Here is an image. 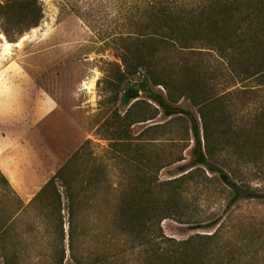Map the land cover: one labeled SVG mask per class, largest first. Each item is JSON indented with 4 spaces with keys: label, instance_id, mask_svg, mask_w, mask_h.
Wrapping results in <instances>:
<instances>
[{
    "label": "rangeland",
    "instance_id": "rangeland-1",
    "mask_svg": "<svg viewBox=\"0 0 264 264\" xmlns=\"http://www.w3.org/2000/svg\"><path fill=\"white\" fill-rule=\"evenodd\" d=\"M182 1L37 0L43 16L39 25L17 36L14 43L0 41V151L6 163L0 169V245L8 255L18 256V264H60L61 254V264H101L103 253L106 264H133L134 257L122 254L119 242L106 239L107 219L118 196L116 188L127 181L137 183L134 178L144 167L155 185L187 177L199 168L182 185L179 217L160 224L166 237L183 241L196 234H213L219 246L239 253L233 264H264V159L248 160L256 150L252 146L243 155V136L259 133L256 122L264 90L258 91L253 82L230 79L213 54L188 58L205 74L199 95L205 92L216 98L214 116L223 119L218 140L225 145L218 146L214 139V155L208 160L239 186L256 192L257 198H243L229 206L230 189L192 162L193 137L186 132V116L163 117L153 103L149 102L157 111L154 119L131 127L132 138L139 136L147 146L145 166L135 160L120 162L109 148L106 121H112L114 110L124 113L107 85L120 64L111 40L123 32L122 24L141 20L150 6ZM187 2L197 6L200 0ZM1 27L0 21L3 35ZM169 60L179 57L166 56ZM177 106L196 118L201 129L197 108L187 100ZM149 127L153 130L143 133ZM171 151L172 159L181 160L168 164L166 155ZM77 152L79 158L73 160ZM69 160L74 161L76 181L84 188V205L77 214L68 213L62 189L59 215L48 202H31ZM94 180L98 186L89 187ZM157 191H162L159 196L167 194L164 188Z\"/></svg>",
    "mask_w": 264,
    "mask_h": 264
},
{
    "label": "trees",
    "instance_id": "trees-1",
    "mask_svg": "<svg viewBox=\"0 0 264 264\" xmlns=\"http://www.w3.org/2000/svg\"><path fill=\"white\" fill-rule=\"evenodd\" d=\"M42 17L37 0L0 2L1 31L9 43L37 27ZM141 17L139 21L129 20L122 24L123 32L111 40L120 64H116L107 85L114 101L124 109L122 115L114 110L112 121H106L107 140L114 158L123 163L135 160L145 166L143 153L147 146L139 136L132 138L131 127L154 119L157 111L150 104L153 103L163 117L186 116L189 122L186 132L193 137L192 162L194 166L204 167L230 189L229 206L243 198H257L256 192L239 186L208 160L214 155V139L218 146L225 145L218 140L219 123L223 119L220 115L214 116L218 100L205 96V92L199 95V88H204L205 74L197 69L198 63H191L188 58L201 53L213 54L230 79L253 82L258 91L264 90V0H200L197 6L185 0L179 5L150 6ZM166 56H178L179 60L167 62ZM176 69L180 73H176ZM156 88L164 93L156 92ZM247 89L253 91V88ZM141 94L145 100L140 99ZM180 100H187L197 108L201 129L196 118L177 106ZM142 107L147 110L142 112ZM261 112L256 122L259 133L253 137L243 136V155L246 147L256 148L250 157L247 156L250 161L264 159V103ZM152 130L149 127L143 133ZM172 145L177 146L173 142ZM78 154L73 160L79 158ZM166 157L168 164L181 160L172 159L175 157L172 151ZM73 160L58 169L31 202L39 205L48 202L55 206L59 215L62 189L68 213L75 216L84 205V188L76 181L78 171ZM144 168L139 170V177L134 178L137 183L127 181L125 186L116 188L118 196L107 219L106 239L119 242L122 254L129 253L134 257L133 264H233L238 252L235 254L225 246H219L213 234H196L176 241L166 237L160 227L162 220L179 217L177 201L182 194V185L187 178L196 175L199 168L187 177L162 184L157 182L156 185ZM88 186H98L97 180ZM157 188L166 189L167 194L159 196L162 191ZM59 228L63 238L61 223ZM0 251L2 264H18V256L8 255L4 245H0ZM63 258L61 254L60 264ZM99 260L106 264V253Z\"/></svg>",
    "mask_w": 264,
    "mask_h": 264
},
{
    "label": "crops",
    "instance_id": "crops-1",
    "mask_svg": "<svg viewBox=\"0 0 264 264\" xmlns=\"http://www.w3.org/2000/svg\"><path fill=\"white\" fill-rule=\"evenodd\" d=\"M1 151H2V149H1ZM0 151V169H4L5 168V159L2 157L3 156V152H1ZM24 172V171H23ZM7 177L9 178V179H11V177H10V175H8L7 174ZM21 179V178H20ZM15 180H16V182H17V176H15ZM17 185H19V183H17Z\"/></svg>",
    "mask_w": 264,
    "mask_h": 264
},
{
    "label": "snow or ice",
    "instance_id": "snow-or-ice-1",
    "mask_svg": "<svg viewBox=\"0 0 264 264\" xmlns=\"http://www.w3.org/2000/svg\"><path fill=\"white\" fill-rule=\"evenodd\" d=\"M4 39H6L2 34H0V41H3ZM24 39H27V37H24Z\"/></svg>",
    "mask_w": 264,
    "mask_h": 264
},
{
    "label": "bare ground",
    "instance_id": "bare-ground-1",
    "mask_svg": "<svg viewBox=\"0 0 264 264\" xmlns=\"http://www.w3.org/2000/svg\"><path fill=\"white\" fill-rule=\"evenodd\" d=\"M4 45L6 49H10V45L8 43H5Z\"/></svg>",
    "mask_w": 264,
    "mask_h": 264
}]
</instances>
